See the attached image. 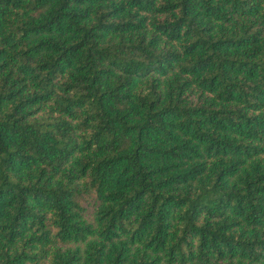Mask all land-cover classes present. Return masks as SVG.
Wrapping results in <instances>:
<instances>
[{"label":"trees","instance_id":"trees-1","mask_svg":"<svg viewBox=\"0 0 264 264\" xmlns=\"http://www.w3.org/2000/svg\"><path fill=\"white\" fill-rule=\"evenodd\" d=\"M0 264H264V0H0Z\"/></svg>","mask_w":264,"mask_h":264}]
</instances>
